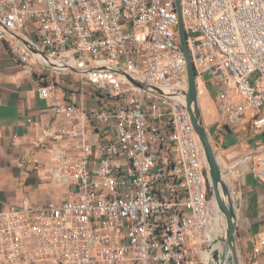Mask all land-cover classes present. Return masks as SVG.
Wrapping results in <instances>:
<instances>
[{
  "label": "built area",
  "instance_id": "2783aa9c",
  "mask_svg": "<svg viewBox=\"0 0 264 264\" xmlns=\"http://www.w3.org/2000/svg\"><path fill=\"white\" fill-rule=\"evenodd\" d=\"M180 18L198 98L210 87L222 123L252 109L263 132L264 0H0V41L23 68L77 72L94 89L91 108L39 89L67 121L37 145L69 191L0 211V264H210L213 192ZM246 160L264 187V150Z\"/></svg>",
  "mask_w": 264,
  "mask_h": 264
},
{
  "label": "crops",
  "instance_id": "0c3cea01",
  "mask_svg": "<svg viewBox=\"0 0 264 264\" xmlns=\"http://www.w3.org/2000/svg\"><path fill=\"white\" fill-rule=\"evenodd\" d=\"M49 84L54 85L57 102L74 100L79 106H94V89L84 76L77 72L54 73L39 66L28 72L0 41V211L11 205H43L67 197L68 186L52 179V154L37 145L46 130L67 124L52 112V101L39 95V89ZM206 97L207 93L199 101L202 114L201 102ZM45 139L52 148L64 145L60 140ZM250 142L264 150V139L263 143ZM232 167L234 172H227L236 174L232 192L237 208L235 242L251 260L248 264H264V251L254 253L264 230V187L247 174L242 164Z\"/></svg>",
  "mask_w": 264,
  "mask_h": 264
},
{
  "label": "rangeland",
  "instance_id": "374dc122",
  "mask_svg": "<svg viewBox=\"0 0 264 264\" xmlns=\"http://www.w3.org/2000/svg\"><path fill=\"white\" fill-rule=\"evenodd\" d=\"M207 95L208 97L202 99L201 102V108L203 112L202 120L206 132L209 135V139L213 147V151L216 156L219 167L221 168V170L227 171V169H229L230 165L232 164H242L243 166L242 168L245 169L247 174H249L250 161L248 160L244 161L245 158L251 157L256 152L261 151L260 145L250 144L251 143L250 141L251 140L259 141V143H261L263 140L262 134H264V131L256 132L252 127V118L254 117L255 112L252 109H246L244 110L241 122L234 124L228 122L224 124L219 120L218 113L216 111L217 100L215 98V91L210 87H208ZM234 99L237 101L238 100L237 96H234ZM228 134H230L233 137V145L230 146V148L229 147L224 148L222 142L224 141L225 136ZM234 152L236 154H234ZM232 170L233 167L231 171ZM235 178H236V174L226 175V181L229 187L231 186V191L229 193L233 192V189H235L236 186ZM250 179L251 177L249 176L248 180L250 181ZM210 230L211 227H209L208 232H210ZM256 239L255 240L257 244L259 242V239L258 238ZM209 240L210 241L208 242L206 251L207 253H210L211 256L213 247L215 243H217L216 241L218 240H214V241H211V239ZM236 246H237L239 263L248 264V262H250L251 260L247 259L244 250L238 244H236ZM261 252H263V250ZM263 254L264 253H262V255ZM212 262L213 264H219L218 262H215L213 259L212 260L210 259V264Z\"/></svg>",
  "mask_w": 264,
  "mask_h": 264
},
{
  "label": "water",
  "instance_id": "95a60500",
  "mask_svg": "<svg viewBox=\"0 0 264 264\" xmlns=\"http://www.w3.org/2000/svg\"><path fill=\"white\" fill-rule=\"evenodd\" d=\"M179 37H180L181 48L184 52V56L186 60V72L188 78V91L186 94L187 110L191 115L192 124L194 126L195 132L198 135L201 147L205 155L206 167L209 172L213 197L215 199L219 211L224 215L226 222L225 238H224L222 252L219 255L217 251L213 250L211 252L212 253L211 258L215 262H218L219 264H225L228 257L230 264H240L237 254V246L235 243L237 218L231 203L229 190L222 180V172L219 165L217 164L213 147L209 139V135L206 132L200 114L199 98L197 96V87H196V74L193 65L191 63L189 51L186 44V35L183 29L181 18L179 19ZM219 190H221L222 195L226 199L222 197ZM211 264H213V262Z\"/></svg>",
  "mask_w": 264,
  "mask_h": 264
},
{
  "label": "bare ground",
  "instance_id": "6f19581e",
  "mask_svg": "<svg viewBox=\"0 0 264 264\" xmlns=\"http://www.w3.org/2000/svg\"><path fill=\"white\" fill-rule=\"evenodd\" d=\"M215 158H216V156H215ZM216 161H217V159H216ZM217 164H218V162H217ZM231 169L232 168L229 167V171H231ZM227 171L221 170L222 180L230 192L231 186L229 187V185L226 181V175L228 174ZM233 171H234V169L232 170V172ZM219 192L222 195L221 190H219ZM222 197L224 199H226L223 195H222ZM230 198H231V203H232V206H233L235 214H236L237 208L235 207V201H234L232 192L230 193ZM214 200L211 203V226H210L211 230H210V232H208V237H209V239H211V241L218 240V241H216L217 243H215L213 250L217 251L218 254L220 255L222 252L223 244H224L226 222H225L224 215L219 211L217 204ZM236 218H237V215H236ZM227 256H228V253H227ZM225 264H230L228 257H227Z\"/></svg>",
  "mask_w": 264,
  "mask_h": 264
},
{
  "label": "trees",
  "instance_id": "16d2710c",
  "mask_svg": "<svg viewBox=\"0 0 264 264\" xmlns=\"http://www.w3.org/2000/svg\"><path fill=\"white\" fill-rule=\"evenodd\" d=\"M262 137L264 139V134L262 135ZM222 145L224 148H228V147L232 146L233 145V137L230 134L226 135L224 141L222 142Z\"/></svg>",
  "mask_w": 264,
  "mask_h": 264
}]
</instances>
